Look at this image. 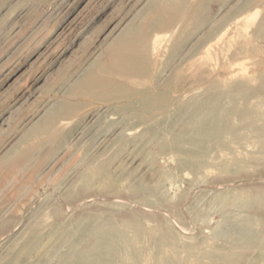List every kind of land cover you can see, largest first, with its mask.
<instances>
[{
  "label": "rangeland",
  "instance_id": "374dc122",
  "mask_svg": "<svg viewBox=\"0 0 264 264\" xmlns=\"http://www.w3.org/2000/svg\"><path fill=\"white\" fill-rule=\"evenodd\" d=\"M160 1L0 0V264H64L106 224L138 264H264V0ZM233 87L248 118L192 162L176 138Z\"/></svg>",
  "mask_w": 264,
  "mask_h": 264
},
{
  "label": "bare ground",
  "instance_id": "6f19581e",
  "mask_svg": "<svg viewBox=\"0 0 264 264\" xmlns=\"http://www.w3.org/2000/svg\"><path fill=\"white\" fill-rule=\"evenodd\" d=\"M159 1V0H158ZM184 1V0H183ZM249 1V0H248ZM257 1V0H256ZM255 3V2H254ZM157 7L156 13L158 14H165L168 11L174 10L175 12H179L182 10V6L180 5V0H161ZM167 6V7H165ZM164 7V8H163ZM180 7V10H179ZM165 8L167 10H165ZM186 8V6H185ZM165 10V11H164ZM173 11V12H174ZM172 12V11H171ZM170 12V13H171ZM166 15V14H165ZM196 16V15H194ZM197 17V16H196ZM171 21V20H170ZM176 21V20H175ZM190 23V22H189ZM263 23V22H262ZM262 32H264V24H262ZM145 34L144 29H133L128 33L126 36V45L133 44V46H136L141 43V41L138 42V39L142 38ZM124 45V46H126ZM128 46V48L130 47ZM121 46V45H119ZM132 47V45H131ZM119 48V47H118ZM123 47L121 48L122 51ZM132 49V48H131ZM134 49V48H133ZM137 49V48H136ZM120 51V49H118ZM124 50V49H123ZM130 50V49H129ZM120 51V52H121ZM118 52V51H117ZM137 53V52H136ZM129 55L128 53H126ZM116 55V52L114 53V56ZM131 55V53H130ZM129 55V56H130ZM132 56V55H131ZM135 56V55H134ZM116 57V56H115ZM141 58V57H140ZM117 58H115L116 61ZM118 59L122 60V62L127 63H133L131 65H134V62L136 61V58L132 57H125L123 55L120 56L118 54ZM117 59V60H118ZM140 60V59H139ZM117 62V61H116ZM119 62V60H118ZM143 62V60H142ZM141 63V62H140ZM115 64V63H114ZM117 64V63H116ZM122 66V65H121ZM135 66V65H134ZM144 66V65H143ZM125 67V66H124ZM139 67V65H138ZM137 67V68H138ZM146 67V66H144ZM143 67V68H144ZM133 68V67H132ZM141 69V68H140ZM139 69V70H140ZM143 70V69H142ZM138 71V70H137ZM130 74V72H129ZM134 74V73H133ZM90 79V77H89ZM91 80V79H90ZM99 81V80H97ZM95 82V81H94ZM92 84V83H91ZM95 84V83H94ZM214 85V84H213ZM215 86V85H214ZM235 86V85H234ZM216 88V87H213ZM237 88V89H236ZM233 87V91H236L235 97L231 99L233 102V105L231 108H228L226 105L223 104V93L221 91L215 90L211 95L207 98V100L202 105H197V110L192 114L191 119L188 120L187 124V131L183 133V135H180V137L176 138V142L183 140L189 143L192 146V150L188 152V155L190 158H192V162L196 164H200L201 161L199 160L200 157H203V155L207 154L208 152V145L207 141H212L214 145H218L223 142V140L227 137V135L231 134L232 131V120L234 115L237 113L240 114V117L245 119L248 118L247 112H243L239 109L236 103V99L240 97L248 98V96L252 93L247 88L242 87ZM219 89V88H218ZM263 89V88H262ZM205 90V89H204ZM209 91V90H208ZM207 91V92H208ZM210 92V91H209ZM205 93V92H204ZM147 100V99H146ZM145 101V100H144ZM142 101V102H144ZM154 101V100H153ZM150 100L148 103L151 105L148 110H141V111H135V116H137L140 120L146 122L148 120V117H150L151 111H153L157 105L154 106V104H151L153 102ZM144 104L145 106H147ZM161 105V104H160ZM161 108V107H160ZM156 109H159L158 107ZM163 109V107L161 108ZM68 110V109H67ZM240 110V111H239ZM157 111V110H156ZM159 112V111H158ZM96 113V112H95ZM155 114V113H154ZM55 115V114H54ZM51 117V116H50ZM61 117V116H60ZM152 117V116H151ZM254 117V116H253ZM55 118V117H54ZM57 119V118H56ZM159 119V118H158ZM161 119V118H160ZM50 120V119H48ZM52 120V119H51ZM55 120V119H54ZM162 120V119H161ZM47 121V120H46ZM52 122V121H51ZM154 123V122H153ZM186 123V122H184ZM48 124V122H47ZM51 124V123H50ZM54 124V123H53ZM57 125V124H55ZM254 125V124H253ZM49 125H46V127ZM43 127V125H42ZM50 127V126H49ZM56 128V127H55ZM43 129V128H42ZM45 129V127H44ZM53 129V128H52ZM159 132V131H158ZM38 133V132H37ZM163 134V133H162ZM239 136V135H238ZM153 137V136H151ZM165 137V136H164ZM230 137V136H229ZM174 138V137H172ZM228 140V139H227ZM170 142V141H169ZM174 142V141H172ZM185 142V143H186ZM157 144V142H156ZM179 147V146H178ZM177 156V155H176ZM173 161V160H171ZM191 165V164H190ZM191 167V166H190ZM101 171V170H100ZM91 172V171H90ZM97 173V172H96ZM96 175V174H95ZM192 175V174H191ZM91 177L90 179H92ZM107 180V179H106ZM105 184V183H103ZM108 185V184H107ZM256 200V199H255ZM248 202V199H238L236 200V203L239 205H245ZM249 219V218H248ZM87 221V220H86ZM252 221V220H251ZM247 223V221H245ZM250 222V221H249ZM107 223V222H106ZM224 223V222H223ZM258 223V222H257ZM83 224V223H82ZM99 224V223H98ZM105 224V223H104ZM250 224V223H249ZM81 225V224H80ZM237 225V224H235ZM138 226V225H137ZM251 226H253L251 224ZM89 227V226H88ZM116 227V225H115ZM78 229V228H77ZM76 229V231H77ZM251 231V230H250ZM242 232V231H241ZM247 232V231H246ZM81 233V232H80ZM84 236L82 240V244L80 247H77L72 254L70 258H67L68 260L64 264H119V260L124 257L127 258L129 263L132 264H138L136 251L132 247H128V251H130L131 255H122L123 252L119 251L118 246L121 242H126L124 237L111 225L106 224L102 226H97L92 228L90 231L87 232L85 229L83 231ZM53 234V233H52ZM68 234V233H67ZM71 234V233H70ZM241 235V237H246V234L244 233H238ZM261 234V233H260ZM76 235V234H75ZM256 235V234H254ZM56 237V236H55ZM62 237V236H61ZM59 237V238H61ZM71 237V236H70ZM75 237V236H74ZM73 237V238H74ZM77 237V236H76ZM87 237V238H86ZM240 237V236H238ZM53 238V237H52ZM136 239V238H135ZM244 239V238H243ZM52 241V239H51ZM59 241V240H57ZM67 241V240H66ZM65 241V243H66ZM38 242V240H37ZM54 242V241H53ZM240 242V241H239ZM174 243V242H173ZM262 242H260L261 244ZM67 244V243H66ZM72 244V243H71ZM55 245V244H54ZM74 245V244H73ZM36 246V245H35ZM259 246V245H258ZM121 247V246H120ZM60 248V247H59ZM35 249V247H34ZM156 249V248H155ZM156 251V250H155ZM69 252V251H68ZM126 252V251H125ZM25 255V254H24ZM63 255V254H62ZM212 255V254H211ZM140 257V256H139ZM142 257V256H141ZM170 257V256H169ZM143 258V257H142ZM177 258V257H176ZM63 259V258H62ZM66 259V258H65ZM178 259V258H177ZM180 261V260H179Z\"/></svg>",
  "mask_w": 264,
  "mask_h": 264
}]
</instances>
